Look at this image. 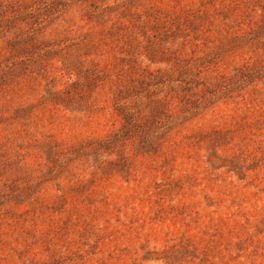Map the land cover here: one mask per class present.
I'll return each instance as SVG.
<instances>
[{
  "label": "rangeland",
  "instance_id": "1",
  "mask_svg": "<svg viewBox=\"0 0 264 264\" xmlns=\"http://www.w3.org/2000/svg\"><path fill=\"white\" fill-rule=\"evenodd\" d=\"M0 264H264V0H0Z\"/></svg>",
  "mask_w": 264,
  "mask_h": 264
}]
</instances>
